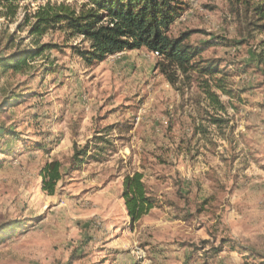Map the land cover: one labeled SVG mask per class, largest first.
<instances>
[{"label": "rangeland", "instance_id": "1", "mask_svg": "<svg viewBox=\"0 0 264 264\" xmlns=\"http://www.w3.org/2000/svg\"><path fill=\"white\" fill-rule=\"evenodd\" d=\"M260 3L188 0L172 28L192 32L193 46L213 40L203 58L242 68L229 81L234 97L220 93L226 112L195 80L172 86L147 49L93 65L55 49L25 74L1 75L0 264L264 261V66L253 59L264 37L250 26ZM36 8L0 19V54L14 51L10 38L32 47L18 25ZM87 147L97 159L73 170ZM54 161L64 178L48 195L41 171ZM136 173L156 205L134 223L123 194Z\"/></svg>", "mask_w": 264, "mask_h": 264}, {"label": "trees", "instance_id": "2", "mask_svg": "<svg viewBox=\"0 0 264 264\" xmlns=\"http://www.w3.org/2000/svg\"><path fill=\"white\" fill-rule=\"evenodd\" d=\"M188 0H0V19L14 22L24 4H37L31 15H25L18 25L19 31L29 28L32 47L22 48L14 45L10 38L8 55L0 54V77L8 72L25 74L37 59L51 50L70 48L86 65H93L109 57L127 51L147 49L159 57L157 69L172 85L181 80L198 83L210 105L215 110L226 112L220 93L234 97L229 81L242 68L230 70L221 60L205 59L203 54L214 45L209 40L202 46L189 43L192 32L172 35V28L186 9ZM253 22L264 37V3L257 4L253 10ZM60 34V44L44 43L51 34ZM78 45H70L78 40ZM260 50L253 56L258 66H264V38L259 43ZM16 101V100H15ZM221 124V120H213ZM89 147L75 150L72 158L73 170L86 161L97 159L90 156ZM42 190L54 195L58 184L63 180L62 164L54 161L45 165L41 171ZM144 175L136 173L124 180L123 198L134 223L141 220L156 205L143 182ZM1 234V233H0ZM236 250V248H234ZM243 257L248 256L243 254ZM259 264H264L260 261Z\"/></svg>", "mask_w": 264, "mask_h": 264}, {"label": "built area", "instance_id": "3", "mask_svg": "<svg viewBox=\"0 0 264 264\" xmlns=\"http://www.w3.org/2000/svg\"><path fill=\"white\" fill-rule=\"evenodd\" d=\"M157 55V54H156Z\"/></svg>", "mask_w": 264, "mask_h": 264}]
</instances>
